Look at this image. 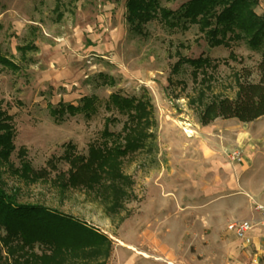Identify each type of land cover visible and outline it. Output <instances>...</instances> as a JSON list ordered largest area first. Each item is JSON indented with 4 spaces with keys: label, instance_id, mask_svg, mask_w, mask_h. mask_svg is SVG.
Wrapping results in <instances>:
<instances>
[{
    "label": "rangeland",
    "instance_id": "374dc122",
    "mask_svg": "<svg viewBox=\"0 0 264 264\" xmlns=\"http://www.w3.org/2000/svg\"><path fill=\"white\" fill-rule=\"evenodd\" d=\"M184 1L162 5L175 10ZM125 2L65 1L56 21L55 0H0V54L18 65L16 71L0 65V107L15 128L14 165L25 148L33 169L53 160L56 172L66 173L68 164L57 158L68 144L85 155L99 142L107 118L116 120L109 130H121L125 117L104 107L111 94L149 104L153 136L122 160L132 182L123 207L109 215L92 191L45 180L25 184L7 172L5 188L15 191L19 203L55 210L104 234L111 241L106 264H256L255 245L243 247L227 225L251 222L257 247H264L255 210L264 207V116L201 125L198 111L213 97L234 98L239 71H253L258 55L243 42L209 48L196 26L169 30L154 20L145 26L147 36L136 35L126 22ZM255 12L264 14V0ZM23 46L34 49L22 54ZM176 51L210 59L215 68L209 79L193 81L188 65L172 71ZM84 96L95 98L91 116L76 114L60 123L50 116L49 106L77 104ZM233 151L240 161L231 159Z\"/></svg>",
    "mask_w": 264,
    "mask_h": 264
},
{
    "label": "trees",
    "instance_id": "16d2710c",
    "mask_svg": "<svg viewBox=\"0 0 264 264\" xmlns=\"http://www.w3.org/2000/svg\"><path fill=\"white\" fill-rule=\"evenodd\" d=\"M65 1L76 0H55L56 21L63 17ZM175 1L126 0L125 19L130 31L145 37V26L154 20L169 30L186 31L196 26L209 48H231L243 42L258 55L253 71L246 68L239 71L234 98L216 96L203 102L209 87L206 85L199 91L202 102L198 122L207 125L221 118L247 123L264 116V14L255 12L258 0H185L175 10L162 5ZM18 49L24 54L34 46ZM177 51L172 71L188 65L193 81L199 75L202 81L209 79V69L215 68L210 59L203 55L190 59ZM0 65L13 71L18 69L17 64L1 54ZM104 107L125 117L121 130H109V123L116 120L107 118L99 142L90 144L85 155L76 153L75 147L68 144L63 155L57 158L68 164L66 173L56 172L53 160H48L44 168L33 169L26 159L25 148L19 149V165H14L10 157L15 150V128L12 117L0 107V264H106L111 241L104 234L55 210L19 203L15 191H7L3 180L7 172L25 184L45 180L62 189L92 191L104 202L109 215L119 212L132 183L122 171V160L144 147L153 136V124L149 104L139 98L111 94ZM96 110L95 98L91 96L82 97L77 104L59 102L49 106V114L57 123L76 114L91 116ZM52 171L54 178H50ZM35 247L42 251L35 252Z\"/></svg>",
    "mask_w": 264,
    "mask_h": 264
},
{
    "label": "built area",
    "instance_id": "2783aa9c",
    "mask_svg": "<svg viewBox=\"0 0 264 264\" xmlns=\"http://www.w3.org/2000/svg\"><path fill=\"white\" fill-rule=\"evenodd\" d=\"M231 159L240 161L239 152L233 151ZM255 210L259 213V224L264 227V207L256 206ZM254 228L255 226L247 220L235 221L227 225V231L233 234L246 247L250 246L253 242L252 232Z\"/></svg>",
    "mask_w": 264,
    "mask_h": 264
},
{
    "label": "crops",
    "instance_id": "0c3cea01",
    "mask_svg": "<svg viewBox=\"0 0 264 264\" xmlns=\"http://www.w3.org/2000/svg\"><path fill=\"white\" fill-rule=\"evenodd\" d=\"M259 119V118H258ZM264 228V227H263ZM252 236H253V242L250 246L252 245H255V249H256V253L254 254V259H253V262H255L256 264H264V261H261V262H258L256 261L257 258H261V257H264V247H260L258 248V240L256 242V238H255V229L253 230L252 232ZM243 247L247 248V247H250V246H244L240 241H238Z\"/></svg>",
    "mask_w": 264,
    "mask_h": 264
},
{
    "label": "bare ground",
    "instance_id": "6f19581e",
    "mask_svg": "<svg viewBox=\"0 0 264 264\" xmlns=\"http://www.w3.org/2000/svg\"><path fill=\"white\" fill-rule=\"evenodd\" d=\"M131 250H133V249L131 248Z\"/></svg>",
    "mask_w": 264,
    "mask_h": 264
}]
</instances>
